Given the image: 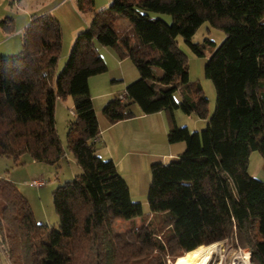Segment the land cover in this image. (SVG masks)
Instances as JSON below:
<instances>
[{
  "label": "trees",
  "instance_id": "obj_1",
  "mask_svg": "<svg viewBox=\"0 0 264 264\" xmlns=\"http://www.w3.org/2000/svg\"><path fill=\"white\" fill-rule=\"evenodd\" d=\"M77 1L80 9L93 4ZM119 16L128 20L122 28ZM204 21L225 33L204 67L215 90L209 118L208 100L189 83L187 57L176 44L181 37L202 56L191 39ZM61 44L59 21L34 15L22 30L20 51L0 54V156L28 154L57 164L64 150L54 109L70 96L67 148L80 168L52 192L57 229L37 222L15 184L0 178V250L12 264H167L170 258L174 264L198 246L224 239L250 249L253 264H264V181L248 172L251 152L264 158V0H111L93 12L55 74ZM98 45L115 48L138 70L123 99L118 93L103 106L108 122L133 117L131 104L143 114L163 110L168 141L185 144L176 158L150 166L151 218L125 232H115L114 222L144 212L114 162L95 153L100 131L88 80L107 71ZM176 109L208 122L190 131L176 124Z\"/></svg>",
  "mask_w": 264,
  "mask_h": 264
},
{
  "label": "rangeland",
  "instance_id": "obj_2",
  "mask_svg": "<svg viewBox=\"0 0 264 264\" xmlns=\"http://www.w3.org/2000/svg\"><path fill=\"white\" fill-rule=\"evenodd\" d=\"M110 3L111 0H93L90 8L84 7V9H80L77 0H0V54L14 55L18 53L22 46V28L26 25L25 23L29 21L31 15L46 11L43 14H50L55 17L61 27L62 44L55 67V74H57L66 62L75 39L74 34L85 30V27L91 22L93 12L106 9ZM149 13L152 17L162 18L168 23L171 21V17L167 14ZM127 23V18L123 16H119L116 20L117 28H122ZM82 26L83 28H78ZM78 29L84 30L80 31ZM224 38L225 33L222 29L211 25L209 21H204L191 39L193 43L200 46L203 52L202 56L196 55L181 37L176 38L177 46L187 57L189 83L193 88L195 85H199L203 95L208 100V118L215 109V90L211 80L205 76L204 67L210 53L223 42ZM207 41H212L214 45ZM98 51L101 52L102 59L107 64L108 69L104 73L91 76L88 84L93 104L97 109H100L107 100L101 94L108 89L123 90L125 85L138 77V70L128 57L121 60L115 48H105L98 45ZM153 68L161 73L157 67ZM179 97L180 93L176 92L175 98L178 99ZM191 97H196L194 89L191 90ZM72 111L73 101L70 96L60 99L55 104V127L64 150V155L57 164L34 161L28 154H23L17 158L0 156V178L15 184L20 193L27 199L37 222L46 223L49 227L55 229L58 228V216L52 203V192L59 185L80 173L79 166L67 148V125L69 121L74 119ZM177 113L179 116L178 123L187 125L190 131L202 129L201 127L194 128L192 126L193 119H190L191 117L187 114L180 110H177ZM201 120L204 128L207 118H202ZM248 172L253 177L257 176L264 179V158L258 151L250 153ZM33 181H42L43 183L34 185L32 184ZM146 198V195H144L139 200L144 216L135 217L131 220H116L114 222L115 232H125L129 228H136L141 223L148 222L151 215L146 214L148 212ZM220 242L224 250L222 252L224 259L221 264H231L233 256L237 253L238 246L231 239H224ZM173 261L174 259H167V264H173ZM215 261L216 264L220 262L218 258L213 256L209 264H213ZM0 264H12L8 254L4 253L2 249L0 250Z\"/></svg>",
  "mask_w": 264,
  "mask_h": 264
},
{
  "label": "crops",
  "instance_id": "obj_3",
  "mask_svg": "<svg viewBox=\"0 0 264 264\" xmlns=\"http://www.w3.org/2000/svg\"><path fill=\"white\" fill-rule=\"evenodd\" d=\"M43 13L34 15H41ZM34 15H31L29 21L25 23L26 25ZM83 26L78 28H83ZM78 30L81 31L84 29ZM77 34L75 33L74 36L76 37ZM99 54L102 57L101 52ZM113 80L115 81V79ZM124 89L121 91L114 89L104 91L101 95L105 96L107 100L105 99L106 101L105 103L103 102V106L116 94L124 91ZM178 99H181V95ZM103 106L97 109L93 104L100 131L95 153L102 159H111L114 162L118 173L128 185L131 199L135 202H140L139 200L144 195L147 197L150 183V166L156 162L167 163L171 159L176 158L184 151L185 144L184 142L170 143L168 141V113L163 110L152 114H143L136 104H131L129 107L135 114L133 117L115 123H109L102 113ZM177 110L173 112L175 122L178 126H183V124L178 123L179 116ZM188 116L191 117L190 119H193L192 126L194 128H203L202 126L204 125L201 118L197 117L194 113ZM255 178L264 181L260 177L255 176Z\"/></svg>",
  "mask_w": 264,
  "mask_h": 264
},
{
  "label": "bare ground",
  "instance_id": "obj_4",
  "mask_svg": "<svg viewBox=\"0 0 264 264\" xmlns=\"http://www.w3.org/2000/svg\"><path fill=\"white\" fill-rule=\"evenodd\" d=\"M222 252H224V250L221 247V242L201 245L176 258L174 264H209L213 256L218 258V261H220L219 264H221L224 259ZM249 256L248 249H246L236 255L233 264H251ZM213 264H216V261Z\"/></svg>",
  "mask_w": 264,
  "mask_h": 264
},
{
  "label": "built area",
  "instance_id": "obj_5",
  "mask_svg": "<svg viewBox=\"0 0 264 264\" xmlns=\"http://www.w3.org/2000/svg\"><path fill=\"white\" fill-rule=\"evenodd\" d=\"M118 97L122 100L123 97H124L123 93L120 92V93L118 94ZM98 141H99V136L95 139V142H98ZM42 183H43L42 181H33V182H32V184H34V185H41ZM247 249H248V248H247ZM244 250H246V249H244V248H240V247L238 246L237 253L233 256L232 261H231V264H233V261H234L236 255H237L238 253L240 254V253L243 252ZM248 252H249V254H250V256H251V251H250V249H248ZM250 256H249V260L251 261ZM251 264H253V263L251 262Z\"/></svg>",
  "mask_w": 264,
  "mask_h": 264
}]
</instances>
